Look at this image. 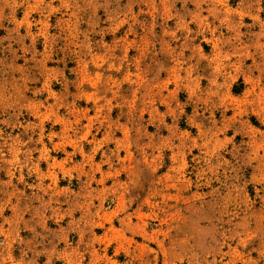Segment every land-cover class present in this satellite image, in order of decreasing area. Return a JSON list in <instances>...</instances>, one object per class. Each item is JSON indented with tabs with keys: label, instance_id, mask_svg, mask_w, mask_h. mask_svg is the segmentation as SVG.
<instances>
[{
	"label": "rangeland",
	"instance_id": "rangeland-1",
	"mask_svg": "<svg viewBox=\"0 0 264 264\" xmlns=\"http://www.w3.org/2000/svg\"><path fill=\"white\" fill-rule=\"evenodd\" d=\"M0 264H264V0H0Z\"/></svg>",
	"mask_w": 264,
	"mask_h": 264
}]
</instances>
